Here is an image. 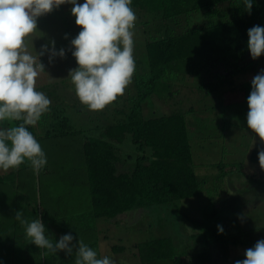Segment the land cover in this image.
I'll use <instances>...</instances> for the list:
<instances>
[{
    "label": "rangeland",
    "instance_id": "obj_1",
    "mask_svg": "<svg viewBox=\"0 0 264 264\" xmlns=\"http://www.w3.org/2000/svg\"><path fill=\"white\" fill-rule=\"evenodd\" d=\"M235 6L226 1L216 9H195L172 19H164L161 12L136 8L132 82L122 96L101 111L82 105L68 78L69 70L77 67L70 42L81 30L71 13L73 5L63 4L38 18V32L28 38L30 51L35 55L42 45L51 48L54 41L55 49L63 48L65 56H55L51 62L49 52L40 56L45 72L37 78L36 88L51 104L50 111L33 126V135L46 154L47 164L38 172L27 161L17 169L0 170V264L25 256L34 261L21 264H74L75 253L68 256L61 251L45 256V250L29 243L25 229L15 220L16 211H23L29 220L41 218L46 234L54 241L70 233L74 244L89 241L98 257L108 255L116 264H175L172 259L140 261L136 244L150 238L171 237L176 254L187 257L184 264H191L190 258L202 251L211 255L214 264H235L232 255L236 248L248 246L241 241L252 245L264 239V185L255 184L264 181V170L250 158L251 152L264 148V144L247 127L251 80L264 70V55L255 61L253 71L246 68L210 91L205 83L219 80L215 72L178 74L171 79L170 95H156L142 102L145 118L171 112L190 114L189 139L200 185L198 196L133 208L115 218L95 219L80 151L87 137H98L107 125L124 119L130 97L136 92L135 83L147 73V40L194 27L212 31L215 23L234 16ZM220 69L217 66L214 71ZM2 126H9L8 122ZM117 146L125 158L119 171H129L140 150L128 133ZM113 245L123 246L122 251L113 253Z\"/></svg>",
    "mask_w": 264,
    "mask_h": 264
},
{
    "label": "trees",
    "instance_id": "obj_2",
    "mask_svg": "<svg viewBox=\"0 0 264 264\" xmlns=\"http://www.w3.org/2000/svg\"><path fill=\"white\" fill-rule=\"evenodd\" d=\"M226 1L236 5L235 14L215 23L212 31L194 27L147 40V73L135 83L136 92L130 97L124 119L107 125L98 137H87L81 143L95 219L115 218L133 208L199 195L200 185L193 168L189 139L190 114L171 112L145 118L142 102L152 96L170 95L171 79L178 74L215 72L219 80L205 83L210 91L246 68L253 71L258 58L253 60L250 56L247 32L255 25L264 27V0H253L250 13L245 9L244 0H132L130 7L134 11L140 8L161 12L164 19L195 9L210 11ZM217 66L221 69L214 71ZM28 130L34 134L33 126H28ZM127 133L140 153L129 171H119L125 158L121 157L117 145L124 141ZM259 150L251 152L252 161L259 162ZM262 183L264 181L259 180L255 184ZM92 243L95 245L97 240ZM241 243L250 244V241ZM87 245H91L89 241ZM122 248L113 245L112 251L116 253ZM136 248L142 263L172 259L175 264H184L187 259L176 254L169 236L146 239L138 242ZM190 261L191 264H214L206 251L191 257Z\"/></svg>",
    "mask_w": 264,
    "mask_h": 264
},
{
    "label": "clouds",
    "instance_id": "obj_3",
    "mask_svg": "<svg viewBox=\"0 0 264 264\" xmlns=\"http://www.w3.org/2000/svg\"><path fill=\"white\" fill-rule=\"evenodd\" d=\"M71 4V13L80 27L71 40V52L77 67L69 70L68 78L74 85L80 103L90 111H101L122 96L132 82L135 72L134 37L137 16L132 0H0V170L17 169L26 161L40 171L46 164V154L28 126H35L50 111V99L36 88L37 78L45 72L40 56L49 52L52 58L65 56V50L42 45L33 55L29 37L38 32L37 21L63 4ZM253 0H244L250 13ZM248 51L253 60L264 54V27L248 29ZM67 38V35L65 36ZM247 127L264 144V70L251 80L247 98ZM8 122L7 127L2 126ZM18 122V123H17ZM258 161L264 170V148L258 151ZM15 220L25 229V237L43 255L63 251L72 256L74 264H116L108 255L97 252L72 234L54 241L47 235L41 218L29 220L23 211H16ZM220 233L222 226H217ZM244 259L235 264H264V239L244 252Z\"/></svg>",
    "mask_w": 264,
    "mask_h": 264
},
{
    "label": "crops",
    "instance_id": "obj_4",
    "mask_svg": "<svg viewBox=\"0 0 264 264\" xmlns=\"http://www.w3.org/2000/svg\"><path fill=\"white\" fill-rule=\"evenodd\" d=\"M258 187H262V184H259ZM260 230H262V229H260ZM85 244H88V242H86ZM241 244L243 245L244 243H241ZM247 245H248L247 247H245L244 245L241 246V247H237L236 248V252L232 255V258H234L236 260H242V259H244L245 258L244 257L245 250L248 249V248H250V247H253L255 244L252 243V245H251V243H250V244H247ZM113 253H115V252H113ZM11 258H12L11 260H8V262H9L8 264H21V263H25L26 261H34V259L31 258L30 256H25L24 259L23 258H19V257L18 258L11 257Z\"/></svg>",
    "mask_w": 264,
    "mask_h": 264
}]
</instances>
